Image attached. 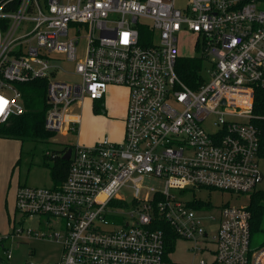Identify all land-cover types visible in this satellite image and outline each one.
<instances>
[{
  "label": "built area",
  "instance_id": "built-area-1",
  "mask_svg": "<svg viewBox=\"0 0 264 264\" xmlns=\"http://www.w3.org/2000/svg\"><path fill=\"white\" fill-rule=\"evenodd\" d=\"M183 32L202 59L194 88L175 71ZM34 78L47 80L44 128L63 136L77 134L85 96L99 100L109 84L128 91L120 141L66 144L60 185L16 188L14 213L57 229L48 234L61 243L53 264H186L170 258L162 223L174 248L190 242V264H264V231L252 245L246 205L213 214L196 195L259 189L250 119L264 89V0H0V123L24 110L15 83ZM144 177L162 187L140 197ZM31 233L19 221L9 234Z\"/></svg>",
  "mask_w": 264,
  "mask_h": 264
},
{
  "label": "rangeland",
  "instance_id": "rangeland-1",
  "mask_svg": "<svg viewBox=\"0 0 264 264\" xmlns=\"http://www.w3.org/2000/svg\"><path fill=\"white\" fill-rule=\"evenodd\" d=\"M185 0H175L177 7H181ZM194 37L189 32L181 33L178 39L179 53L184 56H193ZM69 68L70 64H63ZM58 78L71 80L72 75L58 73ZM128 100V91L125 86L109 84L99 103L102 107L95 113V100L84 97L82 102L76 108V113L80 116L77 123V135L63 136L55 133L52 137L44 141L23 140L20 141L11 137H0V236L9 235L5 240V248L10 251L11 257L6 258L5 249L0 247V264H26V261H33L37 264H53L61 253V243L55 236L48 234L56 231L40 223L37 216L33 218H22L20 214L14 213L13 194L14 188L18 184H28L31 186L45 187L51 185V178L48 168L43 165V155L46 151L58 149L62 145L73 142L86 143L94 141L105 136L112 140L120 137L121 113L126 109ZM97 102V101H96ZM98 104V103H97ZM96 104V105H97ZM100 107V106H99ZM94 110V112H93ZM258 167L261 174L259 189L264 191V158L258 160ZM162 180L153 177H144L141 182L139 196L143 197L148 187H162ZM126 198H130L133 190L130 188L122 190ZM196 195L202 199L209 200L214 206L211 213H217L218 207L224 204L246 205L249 194L230 193L228 191L202 189L196 192ZM13 221V222H12ZM21 221L24 228L30 227L33 233L23 235L22 237L10 236L13 225ZM258 224L263 221L256 222ZM261 229H257L252 236V245L258 244L262 240ZM45 233V236H38L34 233ZM190 242L178 240L170 258L174 261L190 264L191 252L188 250Z\"/></svg>",
  "mask_w": 264,
  "mask_h": 264
},
{
  "label": "trees",
  "instance_id": "trees-1",
  "mask_svg": "<svg viewBox=\"0 0 264 264\" xmlns=\"http://www.w3.org/2000/svg\"><path fill=\"white\" fill-rule=\"evenodd\" d=\"M202 59L196 55L177 58L175 71L179 78L188 86L194 88L201 74ZM202 81V78H201ZM47 80L34 78L28 81L15 83L21 91L24 110L18 115L11 116L7 121L0 123V137H11L23 140L44 141L55 133L44 128V117L47 109L45 90ZM251 123L257 129L259 140L258 157L264 158V89L258 88L254 93ZM69 146L62 145L58 149L46 151L43 155V165L48 168L51 182L54 186L60 185L64 180L69 160L62 158V154ZM247 209L252 214L254 225L264 220V191L257 189L250 193ZM161 229L169 242V249L174 250L176 235L170 226L162 223Z\"/></svg>",
  "mask_w": 264,
  "mask_h": 264
},
{
  "label": "crops",
  "instance_id": "crops-1",
  "mask_svg": "<svg viewBox=\"0 0 264 264\" xmlns=\"http://www.w3.org/2000/svg\"><path fill=\"white\" fill-rule=\"evenodd\" d=\"M101 99H99V100H95V103L97 104H95L94 105V110H97L98 108H100V111H102L103 112V110H101L102 109V107H101V105L99 104L101 101H100ZM97 101V102H96ZM100 106V107H99ZM94 110H93V112H94ZM97 112H99L98 110L95 112V113H97ZM125 112H126V109H125ZM124 116H125V114H124ZM79 121H80V116H79ZM122 122H124V119L121 121V124H122ZM124 128V127H123ZM123 128L121 129V132H120V137L117 139V140H113V141H120L121 139H122V135H123ZM77 135V134H76ZM75 135V136H76ZM109 138V137H108ZM110 139V138H109ZM97 140V139H96ZM96 140H94V141H96ZM112 140V139H111ZM94 141H87L86 143H81V144H84V145H90V144H92ZM78 143H80V142H78ZM19 185V184H18ZM17 185V186H18ZM17 186L14 188V194H13V211H14V209H15V192H16V188H17ZM259 226H257V225H254V229H261L260 230V232H262V234H263V231H264V223H260V224H258Z\"/></svg>",
  "mask_w": 264,
  "mask_h": 264
},
{
  "label": "water",
  "instance_id": "water-1",
  "mask_svg": "<svg viewBox=\"0 0 264 264\" xmlns=\"http://www.w3.org/2000/svg\"><path fill=\"white\" fill-rule=\"evenodd\" d=\"M70 148H67L66 151H64V153L62 154V158L67 160L69 158V155H70ZM26 264H37L33 261H26Z\"/></svg>",
  "mask_w": 264,
  "mask_h": 264
},
{
  "label": "snow or ice",
  "instance_id": "snow-or-ice-1",
  "mask_svg": "<svg viewBox=\"0 0 264 264\" xmlns=\"http://www.w3.org/2000/svg\"><path fill=\"white\" fill-rule=\"evenodd\" d=\"M125 42H126V38H125ZM4 103L6 102L2 98H0V110H2V106Z\"/></svg>",
  "mask_w": 264,
  "mask_h": 264
},
{
  "label": "flooded vegetation",
  "instance_id": "flooded-vegetation-1",
  "mask_svg": "<svg viewBox=\"0 0 264 264\" xmlns=\"http://www.w3.org/2000/svg\"><path fill=\"white\" fill-rule=\"evenodd\" d=\"M124 114H125V110L121 113V117H120L121 118L120 119L121 121L124 119Z\"/></svg>",
  "mask_w": 264,
  "mask_h": 264
}]
</instances>
